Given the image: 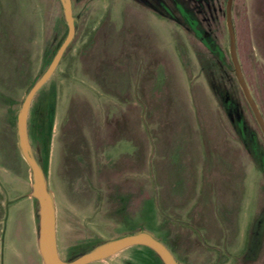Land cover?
I'll list each match as a JSON object with an SVG mask.
<instances>
[{"label":"rangeland","instance_id":"rangeland-1","mask_svg":"<svg viewBox=\"0 0 264 264\" xmlns=\"http://www.w3.org/2000/svg\"><path fill=\"white\" fill-rule=\"evenodd\" d=\"M226 3L71 0L74 34L26 120L62 259L145 229L181 264L218 252L242 264L264 212V135L234 71ZM231 21L264 118V0H232ZM67 28L61 0H0V264H43L16 111ZM262 249L245 264H264ZM85 264L164 263L133 244Z\"/></svg>","mask_w":264,"mask_h":264},{"label":"water","instance_id":"water-1","mask_svg":"<svg viewBox=\"0 0 264 264\" xmlns=\"http://www.w3.org/2000/svg\"><path fill=\"white\" fill-rule=\"evenodd\" d=\"M231 1L226 3V21L230 40V54L234 71L243 94L251 107L257 123L264 135V118L249 90L243 77L241 67L236 55L235 35L231 21ZM64 17L67 22V33L56 49L50 62L43 72L31 84L24 94L21 104L16 111V129L18 146L22 156L29 165L32 178V194L38 201V249L43 264H85L89 261L107 257L124 247L133 244H144L152 248L161 258L164 264H181L173 255L171 250L153 233L145 229L119 234L100 242L91 248L77 254L70 259H62L58 253L55 234V214L52 192L47 188L46 178L39 161L32 154L26 131V120L29 105L34 93L48 79L57 66L67 44L71 40L75 30V19L72 14L71 0H61Z\"/></svg>","mask_w":264,"mask_h":264},{"label":"flooded vegetation","instance_id":"flooded-vegetation-1","mask_svg":"<svg viewBox=\"0 0 264 264\" xmlns=\"http://www.w3.org/2000/svg\"><path fill=\"white\" fill-rule=\"evenodd\" d=\"M254 233V234H253ZM257 242L252 244V237L256 238ZM248 240L250 242L248 243V247L243 250L242 257L243 260H240V263L245 264L248 260L257 261L258 257L260 256L262 252V246L264 241V212H259V215L255 217L252 222L250 223V228L248 232ZM253 245V247L251 245ZM215 247L218 249L219 244H215ZM228 253L226 252V255ZM60 255V254H59ZM239 262V260H238ZM215 264H235L234 258L231 256L228 257L225 255L218 254L216 255V258L214 259Z\"/></svg>","mask_w":264,"mask_h":264}]
</instances>
